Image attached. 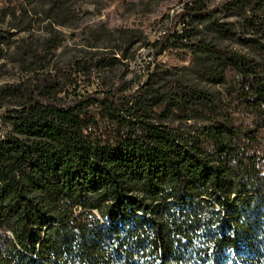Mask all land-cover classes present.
<instances>
[{"label": "trees", "instance_id": "1", "mask_svg": "<svg viewBox=\"0 0 264 264\" xmlns=\"http://www.w3.org/2000/svg\"><path fill=\"white\" fill-rule=\"evenodd\" d=\"M57 3L0 0V264H264V0H188L65 64ZM143 48L192 60L133 87Z\"/></svg>", "mask_w": 264, "mask_h": 264}, {"label": "rangeland", "instance_id": "2", "mask_svg": "<svg viewBox=\"0 0 264 264\" xmlns=\"http://www.w3.org/2000/svg\"><path fill=\"white\" fill-rule=\"evenodd\" d=\"M26 1L37 12L38 19L42 20L44 11L56 0ZM185 1L188 0H57L58 6L63 9L59 13V21L65 24L55 25L62 38L57 58L60 63L65 64L84 55L89 46H112L122 34L121 31L133 32L140 43L163 36L175 16L182 12ZM223 1L225 0H210V7H216ZM37 22L34 32L42 38L45 32L38 30ZM22 36L25 37L26 34L22 33L18 37ZM225 47L243 51L234 43L225 44ZM152 54V49L143 48L131 61V73L127 78L132 81L133 87L148 79L149 71L155 68L157 62L170 68L189 66L192 60L188 51L179 49L167 50L157 61ZM18 75L16 67L10 61L0 62V85L15 82ZM7 130L8 127L0 120V134Z\"/></svg>", "mask_w": 264, "mask_h": 264}, {"label": "built area", "instance_id": "3", "mask_svg": "<svg viewBox=\"0 0 264 264\" xmlns=\"http://www.w3.org/2000/svg\"><path fill=\"white\" fill-rule=\"evenodd\" d=\"M263 148H264V144H263ZM262 162H263V164H264V157H263V159H262Z\"/></svg>", "mask_w": 264, "mask_h": 264}, {"label": "bare ground", "instance_id": "4", "mask_svg": "<svg viewBox=\"0 0 264 264\" xmlns=\"http://www.w3.org/2000/svg\"><path fill=\"white\" fill-rule=\"evenodd\" d=\"M264 173V172H263Z\"/></svg>", "mask_w": 264, "mask_h": 264}]
</instances>
